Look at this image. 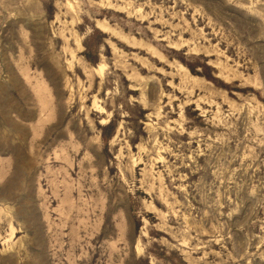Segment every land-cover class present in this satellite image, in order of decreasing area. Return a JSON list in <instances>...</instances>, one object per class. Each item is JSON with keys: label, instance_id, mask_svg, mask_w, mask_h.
<instances>
[{"label": "rangeland", "instance_id": "374dc122", "mask_svg": "<svg viewBox=\"0 0 264 264\" xmlns=\"http://www.w3.org/2000/svg\"><path fill=\"white\" fill-rule=\"evenodd\" d=\"M0 264H264V0H0Z\"/></svg>", "mask_w": 264, "mask_h": 264}, {"label": "bare ground", "instance_id": "6f19581e", "mask_svg": "<svg viewBox=\"0 0 264 264\" xmlns=\"http://www.w3.org/2000/svg\"><path fill=\"white\" fill-rule=\"evenodd\" d=\"M97 27H99V28H101V29H103V30H107V28H108V26H107V23H105V22H103V21H99L98 23H97ZM99 67V66H98ZM101 68V67H100ZM99 68V69H100ZM101 70V69H100ZM102 71V70H101ZM98 72H100V71H98Z\"/></svg>", "mask_w": 264, "mask_h": 264}]
</instances>
